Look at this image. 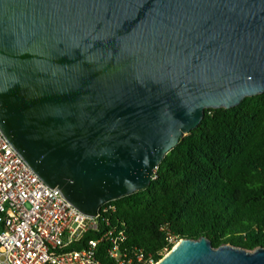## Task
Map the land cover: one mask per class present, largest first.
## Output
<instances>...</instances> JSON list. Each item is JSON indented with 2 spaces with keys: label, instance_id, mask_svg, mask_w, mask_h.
Masks as SVG:
<instances>
[{
  "label": "water",
  "instance_id": "obj_1",
  "mask_svg": "<svg viewBox=\"0 0 264 264\" xmlns=\"http://www.w3.org/2000/svg\"><path fill=\"white\" fill-rule=\"evenodd\" d=\"M264 94V0H0V133L93 218L144 191L208 109ZM157 264H264L181 239Z\"/></svg>",
  "mask_w": 264,
  "mask_h": 264
},
{
  "label": "trees",
  "instance_id": "obj_2",
  "mask_svg": "<svg viewBox=\"0 0 264 264\" xmlns=\"http://www.w3.org/2000/svg\"><path fill=\"white\" fill-rule=\"evenodd\" d=\"M100 220L124 231V251L152 254L168 241L206 238L252 252L264 248V94L204 118L163 158L144 190L106 203ZM93 236H88V239ZM102 264H110L100 253Z\"/></svg>",
  "mask_w": 264,
  "mask_h": 264
},
{
  "label": "built area",
  "instance_id": "obj_3",
  "mask_svg": "<svg viewBox=\"0 0 264 264\" xmlns=\"http://www.w3.org/2000/svg\"><path fill=\"white\" fill-rule=\"evenodd\" d=\"M104 205L93 218L79 213L31 171L0 133V264H102L99 247L110 264H157L152 254L124 251V231L100 221L113 209Z\"/></svg>",
  "mask_w": 264,
  "mask_h": 264
},
{
  "label": "rangeland",
  "instance_id": "obj_4",
  "mask_svg": "<svg viewBox=\"0 0 264 264\" xmlns=\"http://www.w3.org/2000/svg\"><path fill=\"white\" fill-rule=\"evenodd\" d=\"M177 243H178V242H175L174 246H175ZM174 246H173V247H174Z\"/></svg>",
  "mask_w": 264,
  "mask_h": 264
}]
</instances>
